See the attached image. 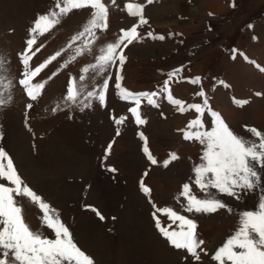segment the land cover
Masks as SVG:
<instances>
[{
  "label": "rangeland",
  "instance_id": "obj_1",
  "mask_svg": "<svg viewBox=\"0 0 264 264\" xmlns=\"http://www.w3.org/2000/svg\"><path fill=\"white\" fill-rule=\"evenodd\" d=\"M53 2L0 0V146L9 153L27 186L58 211L74 242L94 264H217L211 257L234 234L240 216L258 210L264 201V168L256 166L261 179L252 189H238L239 198L216 189L201 192L195 186L194 168L203 162L204 146L185 140L179 131L198 114L194 110L180 113L161 92L159 107L142 101L140 112L147 123L137 125L129 112L135 105L120 99L116 76L122 77L119 83L124 89L152 92L162 89L167 73L182 67L169 85L174 98L185 106L202 103L203 98L195 95L202 86L210 107L228 126L256 140L245 126L264 131V72L260 71L264 68V0H153L151 4L147 0H115V5L103 0L109 7L108 29L98 31L99 39L91 51L85 50L75 59V48L83 40L73 42L72 37L83 30L91 10H73L33 46V69L56 52L61 55L33 78L34 83L46 84L32 101L18 84L23 71L18 53L25 50L33 21L48 12ZM129 2L144 6L148 23L138 29L142 38L123 49L126 60L122 67L113 64L106 76L91 70L84 73L85 67L95 63L101 45L137 23L138 18L126 11ZM148 32L165 39L149 37ZM81 75L86 77L83 82ZM195 77L201 78L200 85L187 79ZM105 78L109 88L106 106H102L89 100L87 92L98 91ZM73 79L80 92L76 104L66 99ZM234 99L248 103L241 107ZM28 104L33 105L31 109ZM122 116L125 122L117 125L115 119ZM203 119L210 128L211 117L205 113ZM141 132L156 165L143 152ZM171 153L179 158L165 167L163 162ZM141 182L150 194L141 190ZM0 183L13 187L3 178ZM185 183L198 197L214 196L226 207L214 213L186 212V200L179 196ZM18 199L30 228L54 238V232L42 223L38 204L30 198ZM164 207L197 222L198 239L203 240V251L198 250L200 261L173 248L159 233L153 212ZM156 216L169 230L179 223L162 212Z\"/></svg>",
  "mask_w": 264,
  "mask_h": 264
},
{
  "label": "snow or ice",
  "instance_id": "obj_2",
  "mask_svg": "<svg viewBox=\"0 0 264 264\" xmlns=\"http://www.w3.org/2000/svg\"><path fill=\"white\" fill-rule=\"evenodd\" d=\"M115 5V0H111ZM153 0H147L151 4ZM127 13L138 18L137 23L128 29H121V34L111 42H106L98 49L99 54L92 63L83 69L84 73L90 70L97 75L107 74V70L115 63L122 67L126 57L123 49L133 42L139 41L142 37L138 29L146 25L148 20L144 16V6L140 3H127L125 5ZM90 9V19L87 21L83 30L72 37V41L83 40V44L75 48L73 59L82 55L85 50L91 51L92 45L99 39L98 31L108 29L109 7L103 0H54L52 8L39 14L33 21L29 29V38L26 39L25 50L18 53L23 71L22 78L18 84L23 87L28 97L36 101L40 95V90L45 87L46 81L34 83L36 77L50 61L56 60L61 55L58 51L55 55L45 60L34 69L30 67V61L35 52L33 46L37 43V38L48 33L51 29L61 23L73 10ZM147 35L154 39L164 40V35L154 36L148 32ZM69 47H72L69 44ZM39 51V48L36 49ZM238 50H233L237 52ZM235 58V55L233 56ZM245 60L249 58L244 56ZM254 63V61H249ZM66 66V64H65ZM259 67V65H257ZM183 68L174 69L167 73L168 79L163 83L162 89L152 92L133 93L122 88L119 81L121 76H116L115 87L119 90V97L124 101L133 102L135 106L129 108V112L134 116L137 125L146 124L147 121L141 116L140 106L142 101L148 105L159 107L157 98L161 92L166 93L170 104L177 106L180 113L194 110L198 115L192 119L186 129H181L183 138L189 141H198L204 146L202 163L194 168L195 186L201 192H209L210 189L224 193L228 196L239 198V190L252 189L257 181L261 179L257 171V165L264 168V131L255 127L245 126L251 136L256 140L245 138L235 133L224 121L221 114L210 107L206 92L201 86L195 95L203 98L202 103H191L185 106L180 99L173 97L169 87L171 81L176 78ZM264 72V68H260ZM85 75H81L79 80L85 81ZM193 85H200L201 78H187ZM224 85L223 81L219 82ZM227 87V85H224ZM109 88V80L103 79L98 91H88L89 100L95 99L100 105L106 106V94ZM80 95L75 80H71L67 87V101L72 104L77 103ZM257 95H261L257 93ZM239 106L248 103L247 100H235ZM0 104L3 101L0 100ZM32 104L26 107L31 109ZM85 107L90 106L85 104ZM207 113L211 117V127L207 128L204 123V115ZM125 117L115 119L117 125L125 122ZM119 134V131L117 132ZM144 141L143 152L152 165L158 163L157 159L151 154L147 145V137L139 133ZM2 138V134H0ZM112 145L109 144L108 150ZM179 157L175 153L170 154V159L163 162L167 167L171 161ZM115 172L116 169L112 168ZM0 178L8 181L13 187L0 183V264H94L93 259L82 251L74 242L72 233L60 219L57 210L37 195L18 174L13 159L9 153L0 146ZM141 190L145 194H150L149 187L141 182ZM180 197L185 198L186 203L183 208L188 213H214L223 209L226 205L214 196L200 198L193 193L189 183L182 186ZM30 198V202L38 204L43 211L42 223L46 228L54 232V238H48L38 230H32L25 222L22 215V206L18 198ZM155 207V205H153ZM91 207V206H86ZM97 216L104 220L105 217L93 208ZM156 212L164 213L173 223L179 222L176 229L169 230L161 225V220L156 216ZM155 227L167 242L177 250H184L190 254V258L200 261L201 245L203 240L198 239L197 222L186 215L179 214L171 207L157 208L153 212ZM113 219H115L113 217ZM200 250V251H198ZM188 257H186L187 259ZM211 259L217 264H264V201H261L256 211H245L239 218L237 228L233 235L218 248Z\"/></svg>",
  "mask_w": 264,
  "mask_h": 264
},
{
  "label": "bare ground",
  "instance_id": "obj_3",
  "mask_svg": "<svg viewBox=\"0 0 264 264\" xmlns=\"http://www.w3.org/2000/svg\"><path fill=\"white\" fill-rule=\"evenodd\" d=\"M210 5V4H209ZM211 6H213V5H211ZM177 7V6H176ZM214 7V6H213ZM178 8H179V6H178ZM215 8V7H214ZM189 9V8H188Z\"/></svg>",
  "mask_w": 264,
  "mask_h": 264
}]
</instances>
